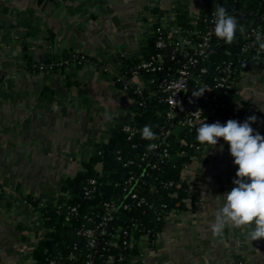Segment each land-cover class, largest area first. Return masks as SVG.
Wrapping results in <instances>:
<instances>
[{"label": "crops", "instance_id": "0c3cea01", "mask_svg": "<svg viewBox=\"0 0 264 264\" xmlns=\"http://www.w3.org/2000/svg\"><path fill=\"white\" fill-rule=\"evenodd\" d=\"M181 7L192 22L207 11L203 0H0V264H34L45 230L25 196H56L110 126L131 119L132 100L116 84L122 59L139 58L156 25L175 36ZM69 53L88 61L40 70ZM128 82L148 87L145 76ZM234 92L236 108L253 104L264 116V66L241 72ZM210 147L186 164L185 209L168 215L153 242L140 239L138 264H264V239L250 246L242 229L211 235L237 169L223 139Z\"/></svg>", "mask_w": 264, "mask_h": 264}, {"label": "trees", "instance_id": "16d2710c", "mask_svg": "<svg viewBox=\"0 0 264 264\" xmlns=\"http://www.w3.org/2000/svg\"><path fill=\"white\" fill-rule=\"evenodd\" d=\"M217 4L237 18L238 29L231 44L213 35L211 48L200 59L201 67L207 70L206 81L215 74L216 66L224 62H232L239 74L252 66H264V51L260 56L252 49L241 53L244 37L250 29L260 27L259 32L264 34V0H203V6L207 8L204 14L209 17ZM174 25L180 30L193 28L188 10L177 9ZM240 25L245 29L243 33L239 31ZM195 26L206 29L202 21H197ZM190 38L196 42L193 36ZM156 39L157 35L153 33L145 40L139 58L122 59L123 74L116 79L119 87L131 77V68L135 64L165 54L155 48ZM73 55L65 54L61 60L48 61L44 66L53 64L56 67L57 63L70 60ZM167 64L175 70L174 65ZM29 68L37 70L34 64ZM144 76L147 80L157 81L163 73ZM156 90V82L141 91L129 86L131 119L119 118L110 126L107 141L94 144L80 170L63 181L56 196L44 200L25 196L26 203L40 214L45 230L31 252L34 264H138L140 239L146 236L153 242L168 215L174 210L185 209L189 185L182 181L183 170L204 145L196 142L195 130L179 129L177 118H167V105L160 101L161 94H149ZM212 94L221 97L225 110L232 111L238 106L234 90L224 95L223 91L213 89ZM183 103H193L188 93L184 94ZM239 104L240 116L246 117L247 104ZM125 125L136 132L129 136L123 130ZM145 125L151 126L158 139L141 138ZM149 144L157 147L149 150ZM90 180H95L96 185L86 197L84 189ZM106 203L114 209L98 228L95 246L91 248L81 232L103 222ZM67 207H76V214H70Z\"/></svg>", "mask_w": 264, "mask_h": 264}, {"label": "built area", "instance_id": "2783aa9c", "mask_svg": "<svg viewBox=\"0 0 264 264\" xmlns=\"http://www.w3.org/2000/svg\"><path fill=\"white\" fill-rule=\"evenodd\" d=\"M209 17L206 15L201 19L206 24L205 30H200L192 22L193 28L191 30H180L175 36H170L164 32L163 26H159L154 30L157 35L155 41V48L159 51H165V54H159L154 60L146 61L141 60L131 68V77L144 76L147 73L157 74L162 72L163 76L157 81L147 80L148 87L156 82V91H152L149 94H161L160 101L167 105V118L174 120L177 118V127L179 129L195 130L199 127L200 123L205 121L209 123L219 121L224 124L229 119H235L239 122H243L247 117L255 115L256 122L251 126L253 129L261 135H264V116L261 113L259 107L253 104H247L246 117H241L238 108L235 110H225V104L220 96L212 94L213 89L223 91L224 95L228 91L234 90V84L237 82L239 73L232 62H224L219 64L215 68V74L211 77L210 81H206L205 76L207 70L201 67L200 59H203L208 50L211 48V39L214 34L209 35L214 28L213 15ZM260 27L252 28L248 34L244 37V42L241 46V53L252 49L257 56L262 54L259 47L255 43V34L259 32ZM193 36L196 42L190 37ZM175 66V70L167 64ZM87 60L84 55L74 54L70 60H65L57 63L56 67L63 66H80L86 63ZM53 64L49 66H41L40 70L50 71L53 68ZM147 87V88H148ZM122 90L127 91L129 88V82L125 81L122 84ZM136 90L141 91L146 88L135 87ZM200 89H206L202 96L193 97L192 93L198 92ZM188 93L193 103L185 105L183 103L184 94ZM173 101L179 102V106L176 107ZM181 108L183 110H181ZM180 115V118H178ZM129 136H132L136 130L132 129L129 125H125L123 129ZM164 156H167L166 154ZM96 185L95 180L88 181L87 186L84 189V195L89 197L94 191ZM136 198V195H133ZM142 202V201H141ZM76 207H67L70 214H76ZM113 206L106 203L104 204V217L103 222L98 227L93 229H86L81 232L86 237L89 247H94L96 243V234L99 227H101L105 221L108 220L110 214L113 211ZM230 264V263H228Z\"/></svg>", "mask_w": 264, "mask_h": 264}, {"label": "clouds", "instance_id": "9594fccd", "mask_svg": "<svg viewBox=\"0 0 264 264\" xmlns=\"http://www.w3.org/2000/svg\"><path fill=\"white\" fill-rule=\"evenodd\" d=\"M212 15L214 28L209 35L214 34L226 44H231L236 39L237 18L219 4ZM239 31H245L242 25L239 26ZM255 43L259 50L264 51V34L257 32ZM205 90L200 89L192 95L200 97ZM173 102L176 107L179 106V102ZM256 119L252 115L243 122L235 119H229L224 124L219 121H203L196 128L195 136L196 142L205 147L216 146L223 139L237 169L232 181L234 187L224 193L223 205L213 212L214 219L209 225L211 235L222 240L226 229H242L244 240L250 246L253 241L264 239V135L251 126ZM141 138L152 141L158 139V136L150 125H145L141 130ZM156 147V144L148 145L149 150ZM219 151H223V145H220Z\"/></svg>", "mask_w": 264, "mask_h": 264}, {"label": "water", "instance_id": "95a60500", "mask_svg": "<svg viewBox=\"0 0 264 264\" xmlns=\"http://www.w3.org/2000/svg\"><path fill=\"white\" fill-rule=\"evenodd\" d=\"M138 55H139V53H137V54H131L130 57H134V56L137 57ZM103 231H105V229Z\"/></svg>", "mask_w": 264, "mask_h": 264}]
</instances>
